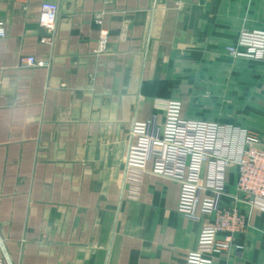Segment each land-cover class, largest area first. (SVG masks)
I'll return each instance as SVG.
<instances>
[{"label": "crops", "instance_id": "crops-1", "mask_svg": "<svg viewBox=\"0 0 264 264\" xmlns=\"http://www.w3.org/2000/svg\"><path fill=\"white\" fill-rule=\"evenodd\" d=\"M43 1L0 0L3 263L186 264L202 250L214 264H264L263 201L243 206L240 253L213 255L198 245L208 219L179 210L180 185L152 163L126 165L132 126L161 128L167 100H181L187 120L237 125L209 106L206 90L224 67L264 71L225 51L244 28L264 29V0H48L59 5L51 44L41 41ZM101 30L107 49L98 53ZM21 56L50 65L21 67ZM245 127L264 141V114ZM236 180L231 168L230 195Z\"/></svg>", "mask_w": 264, "mask_h": 264}, {"label": "built area", "instance_id": "built-area-1", "mask_svg": "<svg viewBox=\"0 0 264 264\" xmlns=\"http://www.w3.org/2000/svg\"><path fill=\"white\" fill-rule=\"evenodd\" d=\"M59 5L44 0L40 6L39 25L47 34L44 43L54 41ZM101 24V19L97 20ZM6 35L0 28V37ZM107 31H100L98 53L107 49ZM228 56L246 58L264 64V29L244 28L235 44L226 47ZM50 62L35 56H21V67H49ZM131 135L135 142L128 147L127 167L151 171L180 185L179 210L191 220L208 219L200 232L198 245L211 254L240 253L243 246L235 242L249 226L243 206L264 202V144L255 132L237 125L187 120L182 117V101L165 103L162 127L156 120L136 122ZM235 168L236 194L227 191L226 173ZM229 202H226V201ZM7 259V260H6ZM7 264H12L6 258ZM0 264H4L0 259ZM186 264H214L204 251H191Z\"/></svg>", "mask_w": 264, "mask_h": 264}, {"label": "rangeland", "instance_id": "rangeland-1", "mask_svg": "<svg viewBox=\"0 0 264 264\" xmlns=\"http://www.w3.org/2000/svg\"><path fill=\"white\" fill-rule=\"evenodd\" d=\"M235 64L231 63L232 66ZM244 65V70L238 71L234 70L235 67L231 71L224 65V71L217 74V77L213 76L215 80L212 83L218 84L207 87L206 97L209 102L212 99L209 106L217 111L220 118L237 119V126L249 129L245 127L246 118H257L264 114V71ZM241 120H244V124L240 123Z\"/></svg>", "mask_w": 264, "mask_h": 264}]
</instances>
